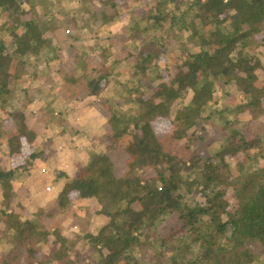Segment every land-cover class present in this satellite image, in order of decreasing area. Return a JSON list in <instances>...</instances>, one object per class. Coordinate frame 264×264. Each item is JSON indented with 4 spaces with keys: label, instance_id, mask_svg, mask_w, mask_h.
Returning a JSON list of instances; mask_svg holds the SVG:
<instances>
[{
    "label": "trees",
    "instance_id": "obj_1",
    "mask_svg": "<svg viewBox=\"0 0 264 264\" xmlns=\"http://www.w3.org/2000/svg\"><path fill=\"white\" fill-rule=\"evenodd\" d=\"M97 1L105 7L109 5L113 13L118 8L117 0ZM177 1L162 2V7L148 18L152 21L150 29L165 30L168 22L170 28L182 23V30L201 39L199 32L210 27L201 40L202 47L195 53L185 52L189 61L184 59V63L175 66L169 82L164 79L170 76L161 70L156 79L162 78L163 82L149 93L137 92L139 95L131 100L138 102V108L123 118L128 124L114 130L105 152L91 157L72 184L79 200L97 203L94 213L104 220L98 234L86 238L87 253L96 257V264H253L259 259L254 248L264 254V166L255 170L247 166L257 157L248 154L249 149L256 148L259 153L264 139L246 140L234 131L228 134L227 144L220 145L213 156L224 162L226 156L246 155L247 161L239 159L234 168L227 164L217 166L213 156L202 157L196 148L202 138L198 127L206 120L201 115L210 102L216 103V85L234 84L244 101L242 109L254 119L264 115V80L259 81L257 76V70H264V65L255 53L246 52L257 37L264 44V0H195L188 3V22L169 8V3L178 4ZM38 3L45 5L48 0ZM0 15L11 21L8 36L0 37L3 108L14 96L12 81L22 79L26 73L34 78L48 76L47 61L59 49L48 34L59 24L47 23L45 15L34 8L24 10L19 0H0ZM116 15L115 12L105 17L108 20ZM226 22L231 31L221 28ZM134 50L137 58L133 66L141 73L147 72L148 64L158 62L153 59L154 52L149 54L138 47ZM103 58L101 55L91 67L92 74L84 88L88 96H98L112 75V69L104 67ZM73 83H78V79L68 77L67 84ZM188 93L192 94L190 102L180 105L171 120L173 106ZM7 115L13 128L4 131L9 132L7 135L0 133V147L5 141L7 156L12 157L32 146L41 122L27 124L21 111ZM112 117L115 122L121 121L114 113ZM166 120L171 121L173 129L168 134H157L153 125ZM119 150L129 155L122 175L111 160L112 153ZM40 157V153L31 150L21 164L0 166V240L13 245L9 258L0 251V264H13L17 257L26 264L77 262L76 257L72 260L70 256L67 240L54 230V251L48 257L41 256L39 238L49 237L50 231H42L21 213L14 192L16 181ZM234 171L240 176L232 178ZM228 188L232 189L235 203L232 210L225 199ZM195 193L204 196V207L195 202ZM221 215L225 216L224 221ZM172 216L181 222L176 227L178 232L160 236L159 228ZM152 243H159L152 256L144 254L138 259L135 249L141 247L144 251Z\"/></svg>",
    "mask_w": 264,
    "mask_h": 264
},
{
    "label": "rangeland",
    "instance_id": "obj_2",
    "mask_svg": "<svg viewBox=\"0 0 264 264\" xmlns=\"http://www.w3.org/2000/svg\"><path fill=\"white\" fill-rule=\"evenodd\" d=\"M38 1L19 0L24 10L34 8L38 13L45 15L47 23L53 22V24H59V28L55 33L50 31V34H48V36H55L61 46L57 57H54L56 61L52 62L53 60H51V64L48 65L51 72L61 71L64 74H69L72 68L70 65L78 62L75 65L79 67H75L77 68L78 76L89 75L90 69L86 67V61L97 60V56L100 53L103 54L101 50L103 48L106 50V53L102 55L104 56V67L112 69V75L109 76L110 80L100 93L101 96L93 100L94 104L91 102L88 103V106L100 105L102 108L103 104H105V107L118 115L121 121L115 122L110 118L105 126L106 133L104 132L102 137H100L101 141L107 138L108 133L111 135L109 139L112 138V131L121 129L128 124L123 119L127 116L126 113L134 112L138 108V102L131 99L134 96H138L139 92L149 93L155 85L163 82L162 78L156 79L161 74V70H166V75L170 77L164 79V81L169 82L170 78L174 76L175 66L184 63V59L189 61V57L185 52H198L202 47L201 40L204 39L207 31L210 29L208 27L199 32L201 39H194L188 31L182 30V23H177L174 27L170 28L168 22L165 30L150 29L152 21L148 18L153 16L156 10L162 7L164 0H117L116 4L118 8L116 10L114 9V11L118 15L113 18H108L110 21L106 20L105 16L115 15L113 8L109 5L105 7L97 0H62L61 3L48 0V3L45 5H39ZM177 2L178 4L169 3V8L172 11H176L178 16L183 15V18L186 19L184 21L188 22L189 2H185L184 0H178ZM104 11L106 13L103 17ZM52 18L53 20L51 21L50 19ZM139 18L143 19L140 20ZM188 25L191 27L192 23L190 22ZM221 28L225 31H231L232 29L229 22H226ZM10 30V19L0 15V37L6 38ZM250 45L252 48L247 49L246 52L255 53V56L264 65V47H262L264 44L260 43V39L257 37L256 43H250ZM92 46L97 48L93 52L89 50ZM109 46H114L117 51L115 50L116 52L114 53ZM134 47L143 48L149 54L154 52L155 56L153 55V59L154 61L158 60L157 63L147 65L148 73L144 76L133 66L137 58ZM157 53H159L158 55L161 53L163 57L158 58ZM84 72L86 74H83ZM257 76L259 81L263 82L264 70H257ZM59 80L63 83L64 77H60ZM37 85H39V82L28 75L22 77L20 80L11 82L10 88L14 92V96L3 108H0L1 134L7 135L9 132L4 131H10L13 128L7 115L8 112L21 111L27 116L31 115L29 122L44 120L47 117L46 112L48 114L49 111L38 110L39 106H37V102H34L36 98L35 86ZM223 85L215 86L216 103L210 102L208 104L201 115L206 120L198 127L202 138L197 141L196 148L200 151L201 156L205 158L213 156L219 150V146L227 142L226 138L232 131L236 132L238 137L240 135L245 136L246 140L264 139V115L256 119L251 118V115L242 109L244 101L239 89L234 84ZM70 90L75 92V95L79 98L86 92L74 86H71ZM25 97L28 98V102L25 100ZM191 97L192 94L188 93L173 106L171 120L174 118L180 105H187ZM52 115L51 119L53 121L56 118H62L59 112H53ZM70 120H72V117ZM153 129L157 134L164 135L171 132L173 125L170 120H166L154 124ZM4 143L5 141H3L0 147V166L3 168L21 164L26 154L33 149L30 146H26L23 153L10 158V156H7V147L6 143ZM113 154L115 155V153ZM248 154H257V157L250 160L249 164H247L250 170L264 166V147L259 153H257L256 148H251ZM239 159L244 162L247 161L246 155L243 156L240 154L237 158L226 156L224 162L218 156H213L214 164L217 166L227 164L231 168L236 167L235 164L239 162ZM38 171L39 174L37 173ZM41 171L40 168L37 171L35 169L31 173L32 176L30 178L26 174L24 178L21 176L22 181H16L15 184L16 187L18 185L23 186L19 189L17 188L15 193L21 198V205L23 206L22 214L31 223L38 224L42 231H50L49 237L39 238L40 245L38 246L41 251L40 255L48 257L54 251L55 236L51 235L53 230L50 227L54 221H59L58 223L68 231V234L65 233L64 235L68 237L66 242L72 260H75L73 258L76 257V264H96V257L90 256L87 253L89 248L86 243V238L97 235L104 224V220L94 213L93 208H97V203L94 201L87 202L83 207L75 209L74 211L80 213L78 218L76 216L77 212H75V215H71L74 211L70 209V206L67 207L68 211L64 212L68 214L65 218L60 216L61 214L59 215V212L55 214L57 217L54 215L55 220L51 217L40 216V214L35 216L39 210H46L40 207V203L36 202L38 196L43 199L44 193L48 191V186L43 184L47 181L46 177H49V173L47 170L46 172L42 171L43 173ZM234 176L238 177L240 173L234 171V175L231 177L233 178ZM231 192L232 189L228 188L225 197L229 202V210L234 209L235 204L231 197ZM52 201L45 202H48L50 206ZM195 202L202 207L206 205L205 198L201 193H195ZM1 203L2 188L0 185V206ZM53 208L50 206L45 212H52ZM221 218L223 221L225 220L224 215H221ZM204 219L208 220L209 218L204 217ZM180 224L181 222L176 216H172L162 223L158 233L160 236H167L173 232L177 233L178 230L176 227L180 226ZM158 245L159 243H152V245L144 247V251L141 250V247H137L134 253L138 254V259L141 256L143 257L144 254L152 256L155 248L159 247ZM254 249L259 259L253 264H264V254L260 253L258 248ZM0 251L5 252L6 257L9 258L13 254V245L5 242V240H0ZM13 264H26V262L23 258L17 257L13 260Z\"/></svg>",
    "mask_w": 264,
    "mask_h": 264
},
{
    "label": "crops",
    "instance_id": "obj_3",
    "mask_svg": "<svg viewBox=\"0 0 264 264\" xmlns=\"http://www.w3.org/2000/svg\"><path fill=\"white\" fill-rule=\"evenodd\" d=\"M139 19L142 20L143 18ZM156 29L159 28L157 27ZM57 30L58 28L53 32L55 33ZM50 36H52L56 46H58L59 49L48 59V65L51 64V60H53L52 62L56 61L55 58L61 49L57 38L53 35ZM109 47H111V50L114 51V53L117 51L114 46ZM96 49V47L92 46L89 50L93 52ZM103 50L104 49L101 50L102 53ZM129 53L131 52L129 51ZM101 55L103 54L100 53V55L97 56V60L101 57ZM135 56L137 57V54ZM162 57L163 55H161V57L158 56V58ZM97 60L88 62L86 61V67L90 69L89 75L86 76H78L77 68H75L78 67L75 66L78 62L70 65L72 68L69 74H64L61 71L51 72L50 67H48L49 69L47 70V75L49 77L44 76L43 78L36 76L34 78L27 73L23 75V77L26 75L30 76L31 78L33 77L39 82V85L35 86L36 98L34 102H37V106H39L38 110L49 111L48 114L46 112L47 117L44 120L37 121L41 122V124L38 129L37 138L33 142L32 146H30L31 149L33 148L32 151L37 152V154L40 153L41 157L35 160L34 165L28 172L21 174L23 178L26 174L30 178V176H32L31 173L34 172L35 169L36 171L39 170V168L45 172L47 170L49 173V177H46L47 181L43 184L48 186L49 190L47 192H45L46 190L44 191L45 193L43 199L38 196V198H36V202L40 203V207L46 210L50 206L54 208L52 212L48 213L45 212L46 210H39L35 216L40 214V216L51 217L55 220L54 215L59 212L58 214H61L60 216L65 218L68 214H65L64 212L68 211V206H70V209L74 211L75 209H78V207H83L88 202L78 199L76 191L72 188V184L79 178V171H81L84 166L88 164L91 157L105 152L106 146L110 141L109 137L111 135L108 133L107 138H105V140L102 139V141L100 137H102V134L106 131L105 126L109 122L110 118L113 119V112H111L110 109H107L105 104L102 106L103 109L100 105H95L92 107L88 106V103L91 102L94 104L93 100L101 96L100 94L98 96H88L87 90L84 89L86 88L88 79L92 74L91 67L96 63ZM146 71L147 72L145 74L148 73V69ZM85 72L83 74H86ZM145 74H143V76ZM62 76L64 77L63 83L59 80ZM68 77H74L78 79V83L67 84ZM71 86L77 87L80 90L83 89L86 92L79 98L75 95V92L70 90ZM25 100L28 102V98L25 97ZM53 112H59L62 118H56V120L53 121L51 119ZM25 117L27 124L33 125L36 123V121L29 122L31 115L27 116L25 114ZM71 117L72 120H70ZM128 157L129 155L126 152L120 150L117 151L115 155L112 153L111 160L119 175L124 173L123 169L125 168V163ZM37 173L39 174V171ZM20 187L23 186H15L14 192L16 193V189H19ZM16 196L18 197L17 199H19L21 205L20 196ZM45 201H52V204L49 206L48 202ZM21 209V211H23L22 205ZM75 212H77L76 216L78 218V215L80 214L78 211H74L71 215H75ZM55 217L57 216L55 215ZM58 222L59 221H54L50 228H52L54 231H57L60 236L67 240L68 237L64 234H68V231L64 229Z\"/></svg>",
    "mask_w": 264,
    "mask_h": 264
},
{
    "label": "built area",
    "instance_id": "obj_4",
    "mask_svg": "<svg viewBox=\"0 0 264 264\" xmlns=\"http://www.w3.org/2000/svg\"><path fill=\"white\" fill-rule=\"evenodd\" d=\"M184 1H185V2H190V3H191L192 1H195V0H184ZM197 1H202V2H203V1H205V0H197ZM222 1L226 3V2H228L229 0H222ZM47 190H49V188H47Z\"/></svg>",
    "mask_w": 264,
    "mask_h": 264
}]
</instances>
